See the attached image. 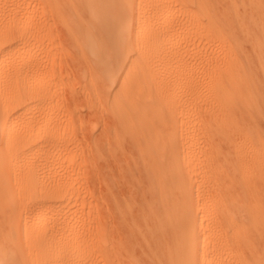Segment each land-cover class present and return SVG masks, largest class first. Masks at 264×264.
Masks as SVG:
<instances>
[{"label": "bare ground", "instance_id": "1", "mask_svg": "<svg viewBox=\"0 0 264 264\" xmlns=\"http://www.w3.org/2000/svg\"><path fill=\"white\" fill-rule=\"evenodd\" d=\"M0 264H264V0H0Z\"/></svg>", "mask_w": 264, "mask_h": 264}, {"label": "rangeland", "instance_id": "2", "mask_svg": "<svg viewBox=\"0 0 264 264\" xmlns=\"http://www.w3.org/2000/svg\"><path fill=\"white\" fill-rule=\"evenodd\" d=\"M98 134L101 136V133L98 132ZM99 135H97V136H99ZM93 208L97 209V210L95 211L96 214H98V213L100 212V210H101V206H100L99 203H95V204H93Z\"/></svg>", "mask_w": 264, "mask_h": 264}]
</instances>
